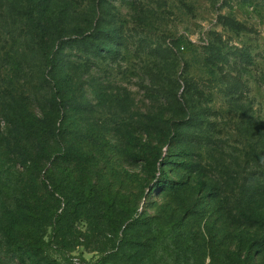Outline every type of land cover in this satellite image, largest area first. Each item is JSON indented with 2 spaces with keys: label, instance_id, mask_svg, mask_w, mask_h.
Returning a JSON list of instances; mask_svg holds the SVG:
<instances>
[{
  "label": "rangeland",
  "instance_id": "obj_1",
  "mask_svg": "<svg viewBox=\"0 0 264 264\" xmlns=\"http://www.w3.org/2000/svg\"><path fill=\"white\" fill-rule=\"evenodd\" d=\"M0 264H264V0H0Z\"/></svg>",
  "mask_w": 264,
  "mask_h": 264
},
{
  "label": "trees",
  "instance_id": "obj_2",
  "mask_svg": "<svg viewBox=\"0 0 264 264\" xmlns=\"http://www.w3.org/2000/svg\"><path fill=\"white\" fill-rule=\"evenodd\" d=\"M50 134H52V136H55V135H56V134L53 133V132L50 133ZM24 213H25V216H28V215L30 214V210H29V211H28V210H24ZM29 216H30V215H29ZM29 216H28V217H29ZM28 217H27V218H28Z\"/></svg>",
  "mask_w": 264,
  "mask_h": 264
}]
</instances>
